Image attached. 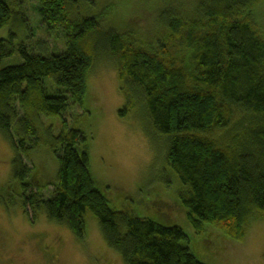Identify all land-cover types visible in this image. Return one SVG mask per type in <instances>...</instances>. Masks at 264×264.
Masks as SVG:
<instances>
[{
    "label": "trees",
    "instance_id": "1",
    "mask_svg": "<svg viewBox=\"0 0 264 264\" xmlns=\"http://www.w3.org/2000/svg\"><path fill=\"white\" fill-rule=\"evenodd\" d=\"M30 1L37 2L42 37L22 11ZM256 2L199 0L185 7L186 17L167 9L161 34L144 47L133 32L118 33L87 14L79 0H0V28L25 26L28 34L21 42L15 31L0 38V131L14 152L11 203L19 199L33 216L43 212L79 240L94 217L125 264H205L183 228L116 210L96 186L94 136L70 127L63 112L70 103L82 107L88 71L105 49L125 98L120 116L139 109L147 134L167 138L166 162L183 186L189 221L241 240L249 220L264 214V33ZM60 34L63 50L54 38ZM53 116L62 120L58 134L44 126ZM46 141L58 164L49 196L23 159Z\"/></svg>",
    "mask_w": 264,
    "mask_h": 264
},
{
    "label": "rangeland",
    "instance_id": "2",
    "mask_svg": "<svg viewBox=\"0 0 264 264\" xmlns=\"http://www.w3.org/2000/svg\"><path fill=\"white\" fill-rule=\"evenodd\" d=\"M213 1L204 0L206 5ZM79 2L87 14L100 17L106 27L123 34L132 35L133 32L144 47H150L148 40L154 41L162 32L160 18L167 9L176 8L173 10L185 16L191 12L185 7L192 5L193 10L199 0ZM36 6L35 1L26 2L22 11L29 19L30 27L42 37L43 27L39 25L41 19ZM253 9L255 21L264 33V0H257ZM11 31V26L0 28V38H8ZM14 31L17 42L27 40L25 26L16 27ZM54 38L59 39L57 48L63 50V36L60 34ZM99 52L88 71L82 107L70 103L63 112L70 127L78 126L94 136L89 154L97 188L116 210H128L165 225L183 227L190 234L196 257L205 264H264V214L249 220L241 240L230 238L214 226L192 227L179 198L183 186L166 162V136L148 135L146 121L139 109L120 116L119 110L124 106L125 98L120 89L116 64L105 49ZM43 120L45 127L52 126L54 134L62 129L59 116ZM13 157L10 142L0 131V264H125L121 255L104 241L94 217L87 219L85 238L79 240L66 226L51 222L43 212L33 216L29 207V214L25 212L19 199L11 203V194L6 191L7 185L13 183ZM23 159L45 183L41 193L49 196L58 171L51 143L46 141L29 150Z\"/></svg>",
    "mask_w": 264,
    "mask_h": 264
},
{
    "label": "bare ground",
    "instance_id": "3",
    "mask_svg": "<svg viewBox=\"0 0 264 264\" xmlns=\"http://www.w3.org/2000/svg\"><path fill=\"white\" fill-rule=\"evenodd\" d=\"M187 215V214H186ZM188 218V217H187ZM189 220V219H188ZM168 221V220H167ZM190 222V221H189ZM173 223H177V222H173ZM177 224H179V223H177ZM190 224L192 225V227L193 228H195L196 227V225L195 224H193V223H191L190 222ZM173 225H175V224H172V225H170V226H173ZM181 225V224H180ZM179 226V225H178ZM203 226H206V225H203ZM207 226H211V225H207ZM181 227V226H180ZM181 228H183V227H181ZM184 229V228H183ZM204 229V228H203ZM218 229V228H217ZM185 230V229H184ZM197 233H201V231L200 230H198V229H196L195 230ZM185 232H187V231H185ZM187 236L189 237V244H190V247H192V244H191V238H190V234L187 232ZM192 250H193V247H192ZM194 251V250H193Z\"/></svg>",
    "mask_w": 264,
    "mask_h": 264
}]
</instances>
